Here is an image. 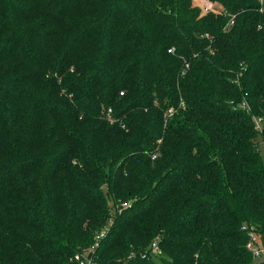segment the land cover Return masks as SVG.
<instances>
[{"label": "trees", "instance_id": "trees-1", "mask_svg": "<svg viewBox=\"0 0 264 264\" xmlns=\"http://www.w3.org/2000/svg\"><path fill=\"white\" fill-rule=\"evenodd\" d=\"M208 1L0 0V264H264V6Z\"/></svg>", "mask_w": 264, "mask_h": 264}, {"label": "built area", "instance_id": "built-area-1", "mask_svg": "<svg viewBox=\"0 0 264 264\" xmlns=\"http://www.w3.org/2000/svg\"><path fill=\"white\" fill-rule=\"evenodd\" d=\"M260 1L262 2L263 0H260ZM232 22H233L232 19H230L228 21L229 24L232 23ZM168 51H171V48H169ZM120 94H122V92H120ZM180 105H181L182 108L184 107V104L182 102H181ZM172 112H173V107H170L167 110V115L171 114ZM106 117H107V119L110 122H112V118H111V115H110V108L106 112ZM102 235H103V231H101L98 236H102ZM252 246H253V244H252ZM89 248H90V250H94L93 249L94 248V245L93 246H90ZM253 248H254V246H253ZM73 259L77 262V264H94L93 258L91 256H88L86 252L74 254L73 255Z\"/></svg>", "mask_w": 264, "mask_h": 264}, {"label": "rangeland", "instance_id": "rangeland-1", "mask_svg": "<svg viewBox=\"0 0 264 264\" xmlns=\"http://www.w3.org/2000/svg\"><path fill=\"white\" fill-rule=\"evenodd\" d=\"M195 3L199 6V7H201V8H206V9H208V8H210V7H213V8H219V6H217V5H213L212 3H210L208 0H195ZM262 4H263V6H264V0L262 1ZM259 145H260V154H261V156L263 157V159H264V147H263V145H262V143H259ZM252 248H253V246H252ZM254 249V254H255V257L257 258V259H260V260H264V249H260V248H258V251L255 249V248H253Z\"/></svg>", "mask_w": 264, "mask_h": 264}]
</instances>
